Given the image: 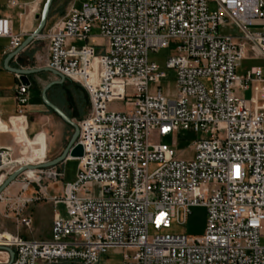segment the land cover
I'll return each instance as SVG.
<instances>
[{
	"label": "built area",
	"instance_id": "1",
	"mask_svg": "<svg viewBox=\"0 0 264 264\" xmlns=\"http://www.w3.org/2000/svg\"><path fill=\"white\" fill-rule=\"evenodd\" d=\"M93 29L103 49L90 43ZM0 37L13 50L22 43L7 17H0ZM37 38L47 42L46 66L79 82L90 109L77 122L83 156L76 181L63 185L60 198L48 192L45 181L64 176L61 163L35 170L39 179L16 196L19 226L31 227L21 210L41 200L64 203L66 216L54 212L50 239L0 233L5 263L99 264L121 249V264H264V110L236 94L264 81L262 66L236 73L250 55L264 60V0H90L79 8L73 0ZM170 39L179 42L176 53L164 66L151 61L149 52ZM169 71L174 95L161 86ZM16 101L24 114L29 86L20 83ZM115 101L125 109H111ZM167 135L174 146L186 141L192 157L161 143ZM18 156L0 145V186L28 165ZM153 163L159 166L151 171ZM32 182L38 190L25 196ZM93 186L99 196L89 193ZM5 193L0 201L12 199ZM197 206L206 209L202 236L161 232ZM3 247L13 249L12 259Z\"/></svg>",
	"mask_w": 264,
	"mask_h": 264
},
{
	"label": "rangeland",
	"instance_id": "2",
	"mask_svg": "<svg viewBox=\"0 0 264 264\" xmlns=\"http://www.w3.org/2000/svg\"><path fill=\"white\" fill-rule=\"evenodd\" d=\"M73 0H54L47 24L41 34H43L52 23L56 20L62 18L66 15L70 2ZM90 0H75V6L77 8L81 7L84 2ZM45 0L42 1L37 13L42 11ZM6 3L0 2V8L5 7ZM209 9L214 11L217 9V5L214 2L209 3ZM15 19L17 22L20 21V17L17 13V10L14 13ZM39 22V21H38ZM225 32L236 33L237 29L234 26H227L223 28ZM92 37L90 43L94 45H101L98 49H103L105 46V41L99 36L98 29H93L91 33ZM41 47L45 44V39H39ZM178 41L175 39H170L169 44L166 47L160 48L157 52L150 51L149 59L151 61L157 62L159 65L164 66L166 59L176 53V48L178 46ZM42 50V48H41ZM252 66H262L264 67V60L252 57L251 55L244 58L240 65L236 68V73L238 75H243L247 70ZM5 73V72H4ZM174 74L172 71L168 72L166 78L161 82L163 91L168 95H174L176 93V87L174 84ZM48 92L52 97L57 96L59 100L60 107L67 113V115L74 121L78 122L82 120L88 113L90 109L89 97L84 89V87L77 81L68 80L63 84L53 85ZM47 92V94H48ZM38 92L33 88L29 90L30 100H34ZM236 94L241 97L248 99L253 107L257 109L264 110V81L256 80L251 84L249 90L237 89ZM49 108V107H48ZM111 109L122 111L125 109L124 103L120 101H115L110 104ZM50 109V108H49ZM52 110V109H51ZM53 111V110H52ZM71 114V116L69 115ZM37 121L40 123L41 129L46 130L49 136V147L50 150L47 154V158L53 159L56 156L60 155L61 152L67 146L74 129L71 125L63 121L57 114H40L37 115ZM36 130V129H35ZM200 137L199 134L194 135L191 133V140L194 138ZM4 137L0 135V139ZM161 143L172 146L177 150L179 156L190 158L193 155L192 149L188 147L187 142L179 140L176 146L173 145L172 135H167L160 139ZM48 159V160H49ZM79 160L77 158L67 159L62 164V170L64 171V176L56 181H45L47 184L49 193L58 198L63 196V185L66 182H75L78 174ZM159 166L158 163H153L150 165L151 171L156 169ZM24 174H21L14 182H12L4 191H6V196L11 197L12 199H6L0 201V233L7 232L13 234H20L26 239H29L26 236V233L23 231L22 227L17 223V208H20V204L16 199V196L21 193L22 186L25 182L29 181ZM35 190H38V187L34 182L29 185V188L25 191V196L35 195ZM91 195L99 196L100 189L97 186L90 188ZM46 200H41L35 202L32 205H26V207L21 210V214L27 215L37 207V203H44ZM49 212H59L62 216H66V206L64 203H58L54 205L52 202H49ZM38 227L40 228L41 236L51 238V234L47 233L45 227V221L47 220L46 213L43 211L38 212ZM206 226V209L204 207H193L190 215L187 217L184 216V213L181 211L178 216L173 220L172 225L167 230H162L161 232H168L170 234H183L189 237H199L204 234ZM28 230L30 227H26ZM151 233H153L151 229ZM261 243L264 245V238L261 239ZM125 251L121 249H110L107 253L103 254L100 259L99 264H121ZM7 258L3 262L6 261Z\"/></svg>",
	"mask_w": 264,
	"mask_h": 264
},
{
	"label": "crops",
	"instance_id": "3",
	"mask_svg": "<svg viewBox=\"0 0 264 264\" xmlns=\"http://www.w3.org/2000/svg\"><path fill=\"white\" fill-rule=\"evenodd\" d=\"M35 1L16 0L17 4L12 5L9 0H0L2 4L6 3L5 7L0 8V17H7L11 20L13 33L22 34V41L36 29L39 23L35 17L37 13L29 12ZM16 10L21 18L19 22L16 21L14 16ZM12 51L11 39L9 37H0V135L4 137L0 139V145L12 146L16 154L19 155L18 157L33 156L36 161L43 162L44 159H49L47 158V154L50 150V141L46 130L41 129L40 123L37 121V115L54 114L42 101L41 92L43 87L49 81L56 79V77L46 71L30 74L31 85L29 86V90L34 88L38 94L31 103L28 102L26 112L19 114L16 89L21 82L15 73L8 71L4 67L5 59ZM47 62V42L45 40L44 46L41 47V43L37 38L18 56L13 57L9 65L26 68L43 67L47 65ZM48 97L60 107L57 96L52 97L48 92ZM69 115L71 116V114ZM41 211L46 213L47 220L45 221V227L47 233L51 234L54 212H49V201H46L44 203H37V207L27 214L31 216L32 224L29 230L25 226L22 229L24 228L23 231L29 239H50L42 237L40 228L38 227L37 213ZM2 254L6 257V254Z\"/></svg>",
	"mask_w": 264,
	"mask_h": 264
},
{
	"label": "water",
	"instance_id": "4",
	"mask_svg": "<svg viewBox=\"0 0 264 264\" xmlns=\"http://www.w3.org/2000/svg\"><path fill=\"white\" fill-rule=\"evenodd\" d=\"M54 0H45L42 11L40 13L36 14V19L39 21L36 29L28 35L22 43L15 49L13 50L5 59L4 62V67L12 72L15 73L21 82V84L25 86H30L31 81L29 79L30 74H35L39 73L42 71H46L51 73L56 77V79L49 81L42 89L41 92V98L42 101L46 106H48L50 109L53 110L55 114H57L63 121L71 125L74 129V132L65 147V149L61 152L60 155L56 156L53 159L46 160L41 163L37 164H28V165H23L20 166L18 169H16L13 173H11L5 181L2 183L0 186V193H2L12 182H14L21 174L25 173L27 170H38V169H44V168H49L53 167L56 165H59L63 162H65L69 157L71 158H79L83 156V146L81 143L77 142V138L79 136V126L76 122H74L68 115L65 113L63 109H61L58 105L53 103L49 97H48V90L56 84H63L66 81V77L59 73L58 71L48 67V66H43V67H12L9 65L10 60L18 56L25 48H27L37 37L41 34L43 29L45 28L47 24V20L49 17L50 9L53 4ZM6 251L9 252L11 259L14 256V251L10 247H3ZM0 264H11V262L8 263H0Z\"/></svg>",
	"mask_w": 264,
	"mask_h": 264
},
{
	"label": "bare ground",
	"instance_id": "5",
	"mask_svg": "<svg viewBox=\"0 0 264 264\" xmlns=\"http://www.w3.org/2000/svg\"><path fill=\"white\" fill-rule=\"evenodd\" d=\"M18 158H21L23 160H26L28 162V164H34V163H41L39 161H36V159L33 157V156H28V157H18ZM68 159H72L71 157H69ZM26 175L27 177L30 179V180H38L39 177L38 175L36 174L35 170H27L26 171ZM25 186V185H24ZM2 253L4 252H0V263H5L3 262L5 260V258H7V256L5 257ZM6 254V253H4Z\"/></svg>",
	"mask_w": 264,
	"mask_h": 264
}]
</instances>
